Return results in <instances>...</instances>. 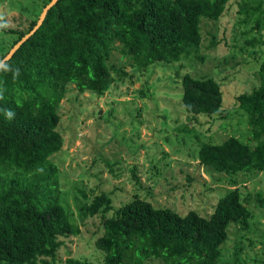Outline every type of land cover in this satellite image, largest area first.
Segmentation results:
<instances>
[{
    "label": "trees",
    "instance_id": "trees-1",
    "mask_svg": "<svg viewBox=\"0 0 264 264\" xmlns=\"http://www.w3.org/2000/svg\"><path fill=\"white\" fill-rule=\"evenodd\" d=\"M51 1H36V15L27 27L0 31L16 35L18 43ZM232 1L59 0L49 10L42 26L6 62L12 71H0V264H56L62 238L81 233L52 160L64 145L58 127L69 86L79 94L103 96L123 82L125 68L110 61L115 50L140 70L189 58L201 47L202 21L221 20ZM239 1L237 26L244 29L247 45L264 46V0ZM16 69L19 75L14 76ZM258 78V86L237 99L249 138L232 136L199 149L200 163L226 174L236 187L220 198L210 217L157 207L139 194L118 209L108 193L78 205L82 219L102 215L104 231L95 242L103 255L100 264H219L230 226L249 230L251 196L243 198L239 186L264 172V55ZM182 85L183 104L193 119H226L224 94L215 78L187 74ZM4 109L13 111L14 118L7 119ZM256 201L264 208V194Z\"/></svg>",
    "mask_w": 264,
    "mask_h": 264
},
{
    "label": "rangeland",
    "instance_id": "rangeland-1",
    "mask_svg": "<svg viewBox=\"0 0 264 264\" xmlns=\"http://www.w3.org/2000/svg\"><path fill=\"white\" fill-rule=\"evenodd\" d=\"M36 1L0 0L7 28L27 27L36 15ZM239 2L232 1L221 20L202 21L201 47L189 58L140 70L115 50L110 61L125 68L128 76L123 82L117 81L103 96L79 94L69 86L58 127L64 145L52 160L59 166L64 198L81 233L62 238L56 264L101 263L103 255L95 242L104 231L102 215L82 219L78 211V205L91 203L96 195L108 193L114 209L139 194L157 207L210 217L220 198L236 188L226 174L200 163L199 149L203 143L221 144L232 136L249 138L247 117L237 99L258 86L264 46L247 45L244 29L237 26ZM16 40V35L0 31V57ZM187 74L215 78L224 94L226 119L207 115L193 119L187 113L182 99ZM239 189L243 198L251 196L248 208L253 219L247 231L230 226L219 264H264V208L256 201L259 193L264 194V172Z\"/></svg>",
    "mask_w": 264,
    "mask_h": 264
},
{
    "label": "water",
    "instance_id": "water-1",
    "mask_svg": "<svg viewBox=\"0 0 264 264\" xmlns=\"http://www.w3.org/2000/svg\"><path fill=\"white\" fill-rule=\"evenodd\" d=\"M59 2V0H52L43 10L40 19L37 23V25L34 27L33 30H31L28 34H26L18 43H16L14 45V47L10 50V52L5 56V58L2 60L4 62H8L13 55L21 48V46L27 42L34 34L35 32L42 26L49 10L54 7L57 3Z\"/></svg>",
    "mask_w": 264,
    "mask_h": 264
},
{
    "label": "clouds",
    "instance_id": "clouds-1",
    "mask_svg": "<svg viewBox=\"0 0 264 264\" xmlns=\"http://www.w3.org/2000/svg\"><path fill=\"white\" fill-rule=\"evenodd\" d=\"M7 27H8V24L7 22H4L3 15H0V30L5 29ZM0 71L8 72V71H12V69L6 62L0 61ZM13 75L14 76L19 75V69H16ZM0 99H3L2 93H0ZM3 111L7 119L11 120L14 118L15 113L11 111L10 109H4Z\"/></svg>",
    "mask_w": 264,
    "mask_h": 264
}]
</instances>
